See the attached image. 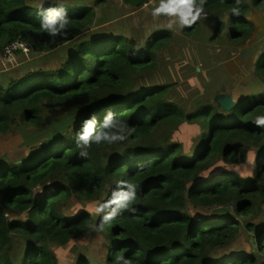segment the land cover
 Wrapping results in <instances>:
<instances>
[{"label":"trees","instance_id":"trees-1","mask_svg":"<svg viewBox=\"0 0 264 264\" xmlns=\"http://www.w3.org/2000/svg\"><path fill=\"white\" fill-rule=\"evenodd\" d=\"M160 4L127 30L94 27L87 4L0 0V53L21 41L56 60L0 85V264H264V93L230 120L214 106L187 115L168 100L171 85L135 91L134 77L153 74L177 39L153 15ZM51 9L68 21L55 36L41 27ZM254 11L264 13V0H206L200 16L221 14L212 44L244 46ZM200 25L183 34L201 36ZM258 70L264 82V54ZM111 109L135 131L80 147L86 120L93 135L119 132L104 128ZM21 135L28 142L16 158L21 147L3 140ZM131 186L135 199L118 206ZM94 234L104 248L84 242Z\"/></svg>","mask_w":264,"mask_h":264},{"label":"rangeland","instance_id":"rangeland-1","mask_svg":"<svg viewBox=\"0 0 264 264\" xmlns=\"http://www.w3.org/2000/svg\"><path fill=\"white\" fill-rule=\"evenodd\" d=\"M67 1L71 3L87 4L93 6L97 13L96 24L94 27H98L100 20H103L105 21L106 25L120 23L124 27L123 29L127 30L135 29L137 27H144L141 10H150V8L153 10V6L159 2V0H146L141 8H134L128 5L124 0H99L100 2L97 4H95L96 0ZM220 17L221 14H217L213 15L211 19L207 20L200 16L198 21L201 23L200 27L202 32L201 36L197 37L209 41V30L212 29L214 24H216L217 21L215 20ZM157 18L158 21L165 19L159 23L161 28H163L162 25H165L164 27L166 28H176V36L177 33L185 36L182 31L184 26L181 24L180 18L178 16H168L161 13L157 16ZM178 23L179 28L176 27ZM251 25L256 27L254 38L251 42L247 43L248 45L246 44L247 46L244 45L236 47L237 57L230 61L231 68H224L219 76L209 74L207 80H203V76H201L199 72L200 69L204 68L205 66H208V69H211L210 65L214 63H228V56L233 51L223 47V45H220L224 41L228 40L227 38H225L219 44H215L218 46L202 42L200 46L197 44L187 49V51L184 49L180 51L178 48L174 47L172 53L170 54V58H172L171 63H167L168 56L164 54L166 51L163 52L161 55V65L159 68H165L167 74L170 72V67H175L181 61L182 57H185L187 60L189 74L192 75L188 85L179 87L178 84L173 83L174 81L171 80V87H176L171 95L172 100L177 99L181 104H176L180 105L181 107L182 105H188L189 109L195 110L188 113L186 112L187 115H193L196 112H202L203 110L214 106L221 112L222 116L230 117V120H232V116H237L240 111L244 110V106L241 104L248 103L249 105L250 102H252V95L257 97L264 93V82L262 81L261 74L258 70L259 61L261 56L264 54V13H257L256 17H252ZM55 61L56 60H54L53 56L52 58L47 59L42 55L31 56V58L21 55L18 56V58L13 63L7 64H4L1 61L0 85L6 86L12 81L36 70L50 68L53 69L56 67ZM220 82L232 83V87L228 94H232L233 98L227 95L221 96L218 93H216L217 96L215 95L216 84H219ZM162 85L166 84L160 82L157 86ZM205 85H207V87H205ZM133 86L135 91H139L141 88V90L144 92L145 90H150L157 87L154 84H147L140 87L139 85H134V82ZM225 99L232 101V109H227L225 105H223L222 101ZM182 108L185 110L184 107ZM109 112L112 114L117 113L114 111V109H111ZM50 130L51 129H49L48 132H50ZM201 131L205 134L209 132V129L202 125ZM3 141L5 145L10 147V149L21 147V150L13 151L16 152L17 158L19 156V151L24 150V145L28 142V138L24 135H21L18 137L4 139ZM245 152V150H241V153L244 154ZM100 237L94 234L84 242L92 243L95 247H100L102 249L104 248V242L100 239ZM80 242V240H77L76 244H79ZM98 254L101 256V252Z\"/></svg>","mask_w":264,"mask_h":264},{"label":"clouds","instance_id":"clouds-1","mask_svg":"<svg viewBox=\"0 0 264 264\" xmlns=\"http://www.w3.org/2000/svg\"><path fill=\"white\" fill-rule=\"evenodd\" d=\"M206 0H200V6H196V0H161V4L153 12L154 16H158L161 13L168 16H178L180 18L181 24L183 26L191 27L200 17L203 12V5ZM239 4V0H237ZM232 12L234 15H239V8L233 7ZM42 13H40L41 15ZM68 25V21L65 20L61 14L54 9L48 11L46 19L42 22L41 27L44 31L49 32L51 35L55 36L65 29ZM112 113L109 112V118L104 125L105 129H119V132L114 134H109L108 132H101L98 135H93L94 124L90 121H85L88 125L86 128V134L80 136V140L83 142V146L90 147L92 143L100 144L101 142L107 141L113 143L115 141H123L127 137L120 132L127 130L128 135H131L135 131V128L129 129L126 124H123L119 120H113L111 118ZM95 117L93 116V119ZM256 123L258 125H264V117H258ZM82 155H87L86 152H82ZM133 191L131 193L124 194L121 198L116 199L114 202L118 206L127 208L129 204L135 199V189L133 186ZM112 217L109 216L108 219ZM122 258V257H118ZM125 264H131L130 260L125 261Z\"/></svg>","mask_w":264,"mask_h":264},{"label":"crops","instance_id":"crops-1","mask_svg":"<svg viewBox=\"0 0 264 264\" xmlns=\"http://www.w3.org/2000/svg\"><path fill=\"white\" fill-rule=\"evenodd\" d=\"M257 13L262 14V13L254 11L251 18L256 17ZM202 42L210 44V45L218 46V45L212 44L210 41H208L206 39H201L199 37L188 38L186 36H183V35L177 33V39H176L175 44L172 45V47L164 53L168 56L167 57L168 58L167 63H171V61H172V58H170V54L172 53V50L174 47L178 48L180 51L182 49L187 51V49H189L190 47H193L197 44H199V46H200V44ZM220 45H223V47L233 51L228 56V63H226V64L214 63V64L210 65L211 69H208V66H205L204 68L200 69L199 72H200L201 76H203L202 77L203 80H207V77L209 74L219 76V74H221V71L224 68H231L230 61L237 57V53H236L237 52V48H236L237 46L232 45L228 40L224 41ZM151 75L158 77L159 79L162 80L161 82L166 84V85H172V83H171V80H172V81H174L173 83L178 84L179 87L180 86H187L188 83L190 82V78L192 76L191 74H189V66L187 65V60L185 59V57H182L181 61L175 67H170V72H168V74H167L165 68H158ZM205 87H207V85H205ZM231 87H232L231 82H228V83L220 82L219 84H216L215 95L217 96L216 93H218L221 96L227 95V96H231L233 98L232 94H228L230 92ZM175 88L176 87L172 88L171 93L168 97V100L171 102L181 104L180 101H178L177 99L172 100V98H171V95L174 92ZM182 107L185 108V111L187 113L195 111V110L189 109L188 105H182Z\"/></svg>","mask_w":264,"mask_h":264},{"label":"built area","instance_id":"built-area-1","mask_svg":"<svg viewBox=\"0 0 264 264\" xmlns=\"http://www.w3.org/2000/svg\"><path fill=\"white\" fill-rule=\"evenodd\" d=\"M34 49L32 45L17 41L11 45H9L6 49H4L0 53V62L2 61L4 64L7 63H13L17 58V53L20 52V55H25L27 58H31V53H33ZM147 77H152V78H147ZM160 79L158 77H155L154 75H148V76H136L134 77V85H139L140 87L147 85V84H154L158 85V81ZM141 88L139 89V91ZM138 91V92H139Z\"/></svg>","mask_w":264,"mask_h":264},{"label":"water","instance_id":"water-1","mask_svg":"<svg viewBox=\"0 0 264 264\" xmlns=\"http://www.w3.org/2000/svg\"><path fill=\"white\" fill-rule=\"evenodd\" d=\"M222 103H223V105H225V107L227 109H232L233 108V103L229 99H225L224 101H222Z\"/></svg>","mask_w":264,"mask_h":264},{"label":"bare ground","instance_id":"bare-ground-1","mask_svg":"<svg viewBox=\"0 0 264 264\" xmlns=\"http://www.w3.org/2000/svg\"><path fill=\"white\" fill-rule=\"evenodd\" d=\"M235 21H233V23H234ZM162 80L160 79L159 81H158V83H160ZM142 90H140V92H141Z\"/></svg>","mask_w":264,"mask_h":264}]
</instances>
